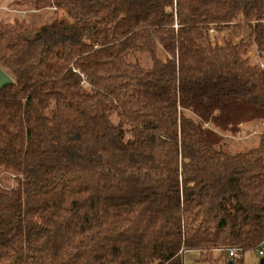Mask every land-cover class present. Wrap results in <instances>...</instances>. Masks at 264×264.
Here are the masks:
<instances>
[{
	"label": "trees",
	"instance_id": "16d2710c",
	"mask_svg": "<svg viewBox=\"0 0 264 264\" xmlns=\"http://www.w3.org/2000/svg\"><path fill=\"white\" fill-rule=\"evenodd\" d=\"M9 1L53 19L0 21V264H243L264 133L231 153L187 112L264 109V0Z\"/></svg>",
	"mask_w": 264,
	"mask_h": 264
},
{
	"label": "rangeland",
	"instance_id": "374dc122",
	"mask_svg": "<svg viewBox=\"0 0 264 264\" xmlns=\"http://www.w3.org/2000/svg\"><path fill=\"white\" fill-rule=\"evenodd\" d=\"M15 18L22 19L31 25L44 27L48 20L53 19V10L46 9L34 13L18 11L9 0H0V21L11 22ZM230 31L233 30L226 29L222 33L211 32V38L213 37L212 40L216 43L222 44L227 36H232L233 42L246 36L242 30L236 34ZM254 55V52L250 51L251 62ZM138 60L144 67L151 64L148 56H139ZM187 115L196 121L202 135L210 143L216 147L225 148L231 153L252 150L258 145L259 136L264 133V109L254 108L241 100L225 101L221 109H211L209 113L191 109ZM13 185L12 178L0 172V190H6ZM218 256L219 254L215 253V257ZM196 258H198L197 253L188 252L184 256V262L194 264ZM260 260L261 258L254 252H246L242 256L243 264H259Z\"/></svg>",
	"mask_w": 264,
	"mask_h": 264
},
{
	"label": "built area",
	"instance_id": "2783aa9c",
	"mask_svg": "<svg viewBox=\"0 0 264 264\" xmlns=\"http://www.w3.org/2000/svg\"><path fill=\"white\" fill-rule=\"evenodd\" d=\"M254 253H256L257 256L260 257L261 259L263 258V256H264V240L261 242L258 249ZM227 257L232 262L237 261L238 259L241 258L240 254L234 249H230L227 251ZM183 264H186V263L184 262Z\"/></svg>",
	"mask_w": 264,
	"mask_h": 264
},
{
	"label": "water",
	"instance_id": "95a60500",
	"mask_svg": "<svg viewBox=\"0 0 264 264\" xmlns=\"http://www.w3.org/2000/svg\"><path fill=\"white\" fill-rule=\"evenodd\" d=\"M12 83V79L4 72L0 69V89L10 85ZM228 264H232L231 261H229ZM259 264H264V259L262 258L259 262Z\"/></svg>",
	"mask_w": 264,
	"mask_h": 264
}]
</instances>
